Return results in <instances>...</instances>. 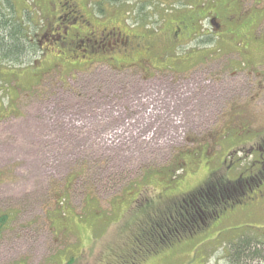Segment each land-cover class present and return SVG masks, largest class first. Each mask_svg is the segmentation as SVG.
Here are the masks:
<instances>
[{"label": "rangeland", "instance_id": "rangeland-1", "mask_svg": "<svg viewBox=\"0 0 264 264\" xmlns=\"http://www.w3.org/2000/svg\"><path fill=\"white\" fill-rule=\"evenodd\" d=\"M12 2L35 46L0 60V264H264V0H79L97 27L141 34L197 11L192 42L147 72L68 52L50 35L53 0ZM257 172L202 230L146 241L151 214L212 173Z\"/></svg>", "mask_w": 264, "mask_h": 264}, {"label": "flooded vegetation", "instance_id": "flooded-vegetation-1", "mask_svg": "<svg viewBox=\"0 0 264 264\" xmlns=\"http://www.w3.org/2000/svg\"><path fill=\"white\" fill-rule=\"evenodd\" d=\"M53 1L55 5L57 4L55 9L59 13L53 15L54 19L49 23L51 37L62 44L68 52L80 50L83 54L82 58L89 60L85 61L87 64L109 61L122 69L139 68L147 72L150 66L155 67L153 60L162 61L170 55H176L179 48L191 43L193 37L200 32H198L199 14L197 11L189 13L191 8L179 12L172 25L166 30H149L141 34L132 30L128 32L115 25L97 27L94 18L80 7L79 0ZM212 14L214 15L211 16L210 23L214 33H217L223 24L218 21L220 18L218 12L213 11ZM147 34L152 35L147 36ZM53 35L59 36L54 38ZM112 42L115 46L111 47ZM84 44L87 45V49H83ZM97 53L99 58L86 57ZM156 54L158 58L153 59ZM261 153L264 155V152ZM261 198H264V194L253 197L252 202L258 203Z\"/></svg>", "mask_w": 264, "mask_h": 264}, {"label": "trees", "instance_id": "trees-1", "mask_svg": "<svg viewBox=\"0 0 264 264\" xmlns=\"http://www.w3.org/2000/svg\"><path fill=\"white\" fill-rule=\"evenodd\" d=\"M4 2L10 11H14L12 0H0V60L14 62L20 59L22 54L32 51L35 46L31 36L32 25L25 22V19L14 16L8 18L2 7ZM261 176L263 173L257 172L246 179L241 177L234 182H223L221 176L212 173L204 185L172 200L162 211L157 209L151 214L146 241L156 243V246L157 244L166 246L171 239L181 236V233L188 234L192 233L191 231L202 230V226H207L209 221L220 215L226 206L232 208L234 203H237V199H242L249 193L248 189L257 186L258 178ZM9 223L8 214L0 215V235ZM232 246L236 258L243 256V253L250 248L246 237L238 239L232 243Z\"/></svg>", "mask_w": 264, "mask_h": 264}]
</instances>
